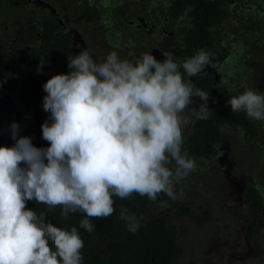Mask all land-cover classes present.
I'll list each match as a JSON object with an SVG mask.
<instances>
[{"label":"clouds","instance_id":"obj_1","mask_svg":"<svg viewBox=\"0 0 264 264\" xmlns=\"http://www.w3.org/2000/svg\"><path fill=\"white\" fill-rule=\"evenodd\" d=\"M162 55L161 61L144 52L131 61L113 51L96 61L80 51L67 58V74L43 85L49 116L41 132L49 146H34L18 123L9 125L14 144L0 147V264H82L85 244L77 227L53 225L44 212L27 209L28 201L60 207L65 220L83 213L79 227L92 233L91 218L114 213L113 197L183 198L177 185L197 170L183 150L190 123L185 113L193 97L203 102L200 119L211 112L209 93L190 78L211 64V54L200 49L183 62L171 52ZM46 62L40 60L38 74ZM228 104L233 113L264 123V94L257 89H245ZM119 219L133 234L140 228L127 208Z\"/></svg>","mask_w":264,"mask_h":264},{"label":"flooded vegetation","instance_id":"obj_2","mask_svg":"<svg viewBox=\"0 0 264 264\" xmlns=\"http://www.w3.org/2000/svg\"><path fill=\"white\" fill-rule=\"evenodd\" d=\"M199 1L0 0V147L14 144L7 131L13 122L20 125L21 136L33 138L34 146H49L41 133V125L49 116L42 108V99L46 95L43 85L52 76L70 71L68 57L87 49L96 61L104 60L113 51L131 61L150 52L162 61V54L171 52L177 62H183L197 53V49H192L191 39L194 31L206 23L211 39L203 44L207 46L205 51L211 54V64L190 79L197 89L209 93L207 106L210 111L230 108L229 99L245 90L236 86L227 89L229 70L243 61L239 45L242 46V36L247 30L234 19L250 13L256 21L260 12L257 14L255 7L248 5L250 0H206L217 1L215 11L225 18L215 26H209L206 21L197 26L195 5ZM230 17L235 22L233 25H240V29L226 33L222 28ZM253 35L257 40V33ZM40 60L47 61L42 74L37 72ZM201 103L199 98L193 97V104L189 106L192 110L185 113L190 123L184 131V141L192 133ZM245 141L242 140L244 146ZM231 166L227 170L219 167V173H224L225 179L213 174L211 178L218 180L203 188L241 190L238 184L242 185L243 181L236 177L240 175L239 171L236 167L231 170ZM209 176L207 172L206 177ZM251 182L257 185L255 181ZM196 208L200 209V206ZM260 210L264 218V203Z\"/></svg>","mask_w":264,"mask_h":264},{"label":"trees","instance_id":"obj_3","mask_svg":"<svg viewBox=\"0 0 264 264\" xmlns=\"http://www.w3.org/2000/svg\"><path fill=\"white\" fill-rule=\"evenodd\" d=\"M217 6V1L200 0L196 3L195 18L198 20L196 25L200 26V23L205 21L208 22L209 26L221 23L225 15L215 11ZM198 17L200 18L198 19ZM206 24L201 29L194 31V37L191 39L192 49L206 50L207 46L203 42L211 39ZM211 112L207 119L196 118L192 133L185 139L183 144V150H186L189 156L195 160L197 168L200 169L201 163L209 158L217 159L219 155L222 158L224 154L228 153L230 147L223 144L225 128L227 130H240L242 137H239V139H246V145L249 144L252 149H256L264 156V132L256 127V121L249 120L243 111L233 113L231 107L222 110L216 109ZM245 152L254 154V151L245 150ZM241 159H243V154L240 156ZM236 170L238 171L237 168ZM246 170L252 172L253 176L246 177L245 174V179L243 176L238 177V181H243L240 186L241 190L231 189V193H235L239 201H233V197L228 192L229 188L222 189L219 197H214V199L212 198L213 195L215 196L214 187L203 190V193L205 199L214 201L216 205L214 206L212 203L211 206L216 210L219 207L222 214L225 208L227 209L226 213L235 212V216L240 218L241 221L239 224L240 235L251 247H254L257 253L256 259L251 256L249 260L234 259V261L248 264L250 261L255 262L256 260V264H264V258H262V256L264 257V240L260 238L264 236V218H262L260 210L264 203V195H262L264 190L263 187L250 183V180L254 181L256 178L254 176H257L255 174L256 169L246 167ZM194 176V179L189 176L177 185V191H182L184 195H191L192 191H197L200 187H204L205 184L209 183V180L201 178L200 174ZM195 179L202 182H197ZM210 180L215 182L218 178L212 177ZM236 180L234 179L235 182ZM113 200L115 211L111 216L91 218V222L96 226L95 231L92 233H88L79 227L80 220L85 217L83 213H72L65 220L61 217L60 207L50 209L46 205L28 201L26 202V208L36 211L38 214L44 212L46 220L51 221L53 225L59 228L77 227L85 244L81 250L83 255L82 264H180L181 259L184 257L183 253L190 249L181 239L184 229L178 227L180 221L195 218L201 210L206 212L203 219L210 220L212 217L207 206H204L203 209H197L198 204L189 199L176 200L170 203L171 199L163 193L158 195L156 201H151L148 197H141L136 193H133L127 199L122 200L113 197ZM178 201L180 203L176 204ZM166 205L167 207L163 208ZM122 207L134 213L140 222V228L134 234L129 232L124 221L119 219ZM226 213L224 212V214ZM201 242H198L197 246H200ZM257 260H260V262L258 263Z\"/></svg>","mask_w":264,"mask_h":264},{"label":"rangeland","instance_id":"obj_4","mask_svg":"<svg viewBox=\"0 0 264 264\" xmlns=\"http://www.w3.org/2000/svg\"><path fill=\"white\" fill-rule=\"evenodd\" d=\"M248 2V5L255 7L258 12L257 14H259V12L260 14L259 18L257 16L256 21L255 19L252 20L250 13H245L234 19L235 22H238L239 24L242 23L243 28L246 27L247 30H245L242 36V46L239 45L240 56L242 55L241 58L243 61L238 62L229 70L227 74V89H230L231 86H236V88L243 87L244 89L254 88L261 94H264V11L261 12L262 9H264V0H250ZM258 19L259 21L257 22ZM232 21L233 18L231 17L227 20L225 26L222 28L224 32L233 33L236 28L240 29V27H238L240 25L235 26L233 25L235 22ZM254 33H257V40L254 37L255 35H253ZM250 42H253V44H250ZM256 124V127L264 132V123L256 121ZM239 131L229 129L224 132L223 141L225 142V145H229L230 148L228 153L224 154V158H222V160L220 157L217 159H208L205 162H202L200 166L201 168H197V170L190 176L194 179V175L199 174L200 171V175L206 177V173L208 172V175L210 174V176L205 179L209 180V183L213 184L214 182L210 180L212 174H218V176H222V174H224L222 172L219 173L220 168L222 170H227V167L232 165L231 170L236 167L239 171L238 173L240 174L238 176H243L244 178L245 174L246 177L252 175V172L247 171L246 167H253L256 169L255 174L257 175L254 176L256 177L254 181L257 183V186L263 187L264 190V156L256 151V149H252L249 144L245 147L242 144L243 142L239 140V137H242V134ZM245 150L254 151V154H248ZM241 154H243V159L240 160ZM238 176L236 177L238 178ZM221 178L225 179V176H222ZM195 181L202 182L199 179H195ZM238 185L241 186V184ZM231 189L234 188L230 187L228 192L231 194L233 201L235 202L237 195H235V193H231ZM203 190H205V188L200 187L197 191H192L191 195L193 196L187 194L182 198L192 200L197 203L201 209H203L204 206H207L212 217L210 220L203 219L206 212L201 210V212L197 213L195 218L187 221H180V225L178 227H182V229H184L181 239L187 247H190L189 250H186V253H183L184 257L181 259L180 264H242L234 261V259L249 260L251 256L256 259L257 253L254 250V247H251L250 244L245 241L244 237L240 235V218L235 216V212L226 213V208L222 214V210L219 207L217 210L212 207V203L214 206L216 204L212 201V199H205ZM214 190L215 196L213 195V199L214 197H219L221 192L220 189ZM175 201L176 200H171L170 203ZM166 206H163V208ZM224 212L226 214H224ZM260 238L264 240V236ZM200 241H202L201 245L197 246ZM198 247L200 248L197 250ZM248 250L249 252H247ZM189 251L191 253H188ZM262 258L264 257L262 256ZM257 262L259 263L260 260H257ZM248 264H256V260L255 262L250 261Z\"/></svg>","mask_w":264,"mask_h":264}]
</instances>
